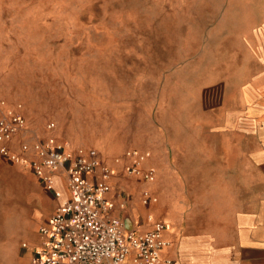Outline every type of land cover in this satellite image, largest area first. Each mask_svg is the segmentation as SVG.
<instances>
[{
	"label": "rangeland",
	"instance_id": "rangeland-1",
	"mask_svg": "<svg viewBox=\"0 0 264 264\" xmlns=\"http://www.w3.org/2000/svg\"><path fill=\"white\" fill-rule=\"evenodd\" d=\"M261 28L264 0H0V114L21 106L30 137L104 163L154 150L164 173L149 208L161 210L194 186L165 169L169 132L214 116L219 73L252 55ZM137 183L140 200L152 182ZM38 186L0 157V264L28 254Z\"/></svg>",
	"mask_w": 264,
	"mask_h": 264
},
{
	"label": "crops",
	"instance_id": "crops-1",
	"mask_svg": "<svg viewBox=\"0 0 264 264\" xmlns=\"http://www.w3.org/2000/svg\"><path fill=\"white\" fill-rule=\"evenodd\" d=\"M259 34L258 40L249 42L252 55L219 73L210 95L217 104L214 116L169 132L168 145L177 156L173 160L168 157L167 173L194 178V186L187 187L180 201L175 203L168 195L161 210L156 206L150 211L154 203L145 206L142 197L135 199L141 181L127 174L128 161L114 163L127 151L113 163L106 162L115 173L109 198L121 203L128 200L127 209H117V216L128 228L140 231L151 229L149 216H161L168 224L164 238L170 243L163 254L174 264H264V28ZM173 139L177 141L171 142ZM128 151L146 155L142 168H154L156 177L163 176L162 168L153 163L158 158L154 150ZM165 153L163 150V156ZM23 169L39 184L36 220L29 242L23 244L28 251L23 264H30L42 241L38 223L40 227L48 222L70 192L62 171L52 172L55 190L48 191L32 170ZM154 181L150 191L155 195ZM121 188L131 190L133 200L123 196Z\"/></svg>",
	"mask_w": 264,
	"mask_h": 264
},
{
	"label": "built area",
	"instance_id": "built-area-1",
	"mask_svg": "<svg viewBox=\"0 0 264 264\" xmlns=\"http://www.w3.org/2000/svg\"><path fill=\"white\" fill-rule=\"evenodd\" d=\"M20 108L1 111L0 157L32 170L48 191L55 190L52 172L62 171L70 192L49 221L39 227L41 246L30 264H174L163 254L170 244L164 238L168 230L165 221L149 216L151 229L140 231L127 229L125 221L117 216V209H127L128 200L121 203L109 198L115 173L97 151L69 153L53 138L30 137ZM54 127L53 123L48 126ZM124 159L131 178L142 183L155 180L154 168H142L146 155L127 151L115 163L121 164ZM141 197L145 206L157 202L148 189Z\"/></svg>",
	"mask_w": 264,
	"mask_h": 264
},
{
	"label": "water",
	"instance_id": "water-1",
	"mask_svg": "<svg viewBox=\"0 0 264 264\" xmlns=\"http://www.w3.org/2000/svg\"><path fill=\"white\" fill-rule=\"evenodd\" d=\"M126 227H127V225H126ZM127 229H131V228H128V227H127Z\"/></svg>",
	"mask_w": 264,
	"mask_h": 264
}]
</instances>
